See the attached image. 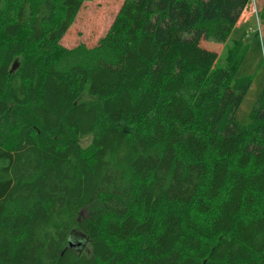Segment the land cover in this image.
<instances>
[{
    "label": "trees",
    "instance_id": "obj_1",
    "mask_svg": "<svg viewBox=\"0 0 264 264\" xmlns=\"http://www.w3.org/2000/svg\"><path fill=\"white\" fill-rule=\"evenodd\" d=\"M85 1L0 0V121L31 114L0 130V264H264V87L239 122L245 36L205 45L250 0H122L66 47Z\"/></svg>",
    "mask_w": 264,
    "mask_h": 264
},
{
    "label": "rangeland",
    "instance_id": "obj_2",
    "mask_svg": "<svg viewBox=\"0 0 264 264\" xmlns=\"http://www.w3.org/2000/svg\"><path fill=\"white\" fill-rule=\"evenodd\" d=\"M122 0H87L84 2L82 10L73 22L71 29L65 34L62 44L66 47L76 46L78 43L92 45L108 29ZM230 38L225 43L205 42V45L218 53L219 66H225L233 61L234 56L241 50V45L237 41L244 37L246 50L244 58L237 70V76L249 74L252 76V83L247 90L242 102L236 109L235 117L239 122L247 124L250 122V112L253 109L259 91L264 87V0H250L248 5L240 15L235 29ZM228 58H231L229 60ZM233 64V62H232ZM230 65V64H229ZM90 97L84 91L79 100L89 101ZM10 109L1 118L0 130L3 134H9L16 126L22 123L31 122V114L28 109L9 103ZM64 128L60 129L55 138L62 139L65 134ZM91 140V136L80 139L82 146H86ZM74 243L86 241L82 234L74 236Z\"/></svg>",
    "mask_w": 264,
    "mask_h": 264
},
{
    "label": "water",
    "instance_id": "obj_3",
    "mask_svg": "<svg viewBox=\"0 0 264 264\" xmlns=\"http://www.w3.org/2000/svg\"><path fill=\"white\" fill-rule=\"evenodd\" d=\"M75 245L80 246V247L84 246L82 242H79L78 244H74L73 242H70V247H73Z\"/></svg>",
    "mask_w": 264,
    "mask_h": 264
}]
</instances>
